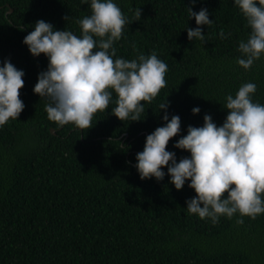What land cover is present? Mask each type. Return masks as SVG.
I'll return each mask as SVG.
<instances>
[{
    "label": "trees",
    "instance_id": "trees-1",
    "mask_svg": "<svg viewBox=\"0 0 264 264\" xmlns=\"http://www.w3.org/2000/svg\"><path fill=\"white\" fill-rule=\"evenodd\" d=\"M114 2L127 22L113 42V59L154 51L167 65L166 84L144 102L141 119L111 114L113 92L108 108L81 130L47 118L48 99L32 91L47 57L35 58L22 38L40 19L79 37L78 21L90 15V4L0 0V66L7 59L24 72L18 89L24 107L0 126V264H264V213L221 215L213 224L187 212L185 201L195 193L187 180L175 189L167 165L160 180L140 179L134 166L146 135L165 123L163 102L169 118H180V132L166 144L177 162L189 153L174 141L187 126H202L205 114L219 126L225 97L243 83L256 85L251 99L264 105V54L248 69L236 63L238 44L250 33L245 18L233 0ZM189 8H205L212 23L196 25ZM194 27L206 36L201 46L187 39L186 28Z\"/></svg>",
    "mask_w": 264,
    "mask_h": 264
},
{
    "label": "clouds",
    "instance_id": "clouds-1",
    "mask_svg": "<svg viewBox=\"0 0 264 264\" xmlns=\"http://www.w3.org/2000/svg\"><path fill=\"white\" fill-rule=\"evenodd\" d=\"M80 2L89 3L91 13L78 21L79 37L67 30H54L42 19L23 36L28 52L33 56L43 53L48 61L46 70L37 74L32 91L48 99L47 118L57 126L71 123L81 130L89 128L93 114L108 108L113 92L116 99L111 114L121 121L141 119L144 102H150L166 84V63L154 51L131 60L113 59L116 49L112 45L120 39L126 18L114 0ZM233 3L250 28L247 39L238 44L241 56L236 59L248 69L264 54V0ZM188 13L196 25L212 23L205 8H189ZM135 15L140 17L139 9ZM218 35L224 38L223 32ZM186 36L189 41L195 38L200 46L207 40L200 27L186 28ZM23 75V70L7 59L0 66V126L10 118L17 119L24 107L18 92L24 84ZM255 89L253 82H246L234 96L225 97L227 114L219 126L208 114L203 116L202 126H187L186 134L173 144L189 153L179 162L174 152L166 150V144L180 132V118H169L167 103H161L158 109L163 110L160 118L165 123L146 135L142 151L135 154L139 178L163 179L161 166L167 165L174 188L179 190L187 180L195 193L185 201L187 212L200 219L210 218L213 224L221 215L231 218L238 213L255 218L264 213V105L252 101ZM191 112H199V107L194 106Z\"/></svg>",
    "mask_w": 264,
    "mask_h": 264
},
{
    "label": "water",
    "instance_id": "water-1",
    "mask_svg": "<svg viewBox=\"0 0 264 264\" xmlns=\"http://www.w3.org/2000/svg\"><path fill=\"white\" fill-rule=\"evenodd\" d=\"M11 12H12V10H10V13H11ZM36 57H37V56H35V58H36ZM51 133H52V134H55V131L52 129V130H51ZM175 158H176V157H175Z\"/></svg>",
    "mask_w": 264,
    "mask_h": 264
}]
</instances>
